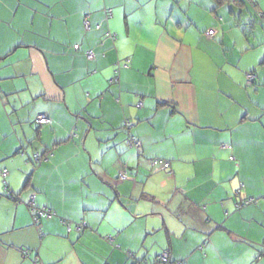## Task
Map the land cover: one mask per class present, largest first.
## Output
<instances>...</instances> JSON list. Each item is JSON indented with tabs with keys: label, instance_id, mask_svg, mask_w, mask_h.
I'll use <instances>...</instances> for the list:
<instances>
[{
	"label": "crops",
	"instance_id": "obj_1",
	"mask_svg": "<svg viewBox=\"0 0 264 264\" xmlns=\"http://www.w3.org/2000/svg\"><path fill=\"white\" fill-rule=\"evenodd\" d=\"M218 1L0 0V264H264V0Z\"/></svg>",
	"mask_w": 264,
	"mask_h": 264
},
{
	"label": "built area",
	"instance_id": "obj_2",
	"mask_svg": "<svg viewBox=\"0 0 264 264\" xmlns=\"http://www.w3.org/2000/svg\"><path fill=\"white\" fill-rule=\"evenodd\" d=\"M83 24H84V27H85L86 30H88L90 28L89 22H88L87 19H84ZM215 33H216V30L214 28H210V29H208L206 31V35L209 36V37H213L215 35ZM107 36L108 37H113V35L110 34V33H107ZM74 49L77 50L78 49V45H74ZM85 56H86V58L88 60H91V59L94 58V53L91 50H87L85 52ZM254 77L255 76L253 74H251V73L247 74L246 83H251V81L253 80ZM139 104H141V103H139ZM49 121H50V119H49V117L46 114H38L36 116V119H35V122L38 125H40V126L43 125V124L48 123ZM139 144H140L139 141H137V139H134L133 136H130L129 137V139H128V145L138 146ZM225 146L226 145L222 144V147H225ZM40 158H41V155L40 154L37 153V154L34 155V159L35 160H39ZM150 164L153 165V166H159L163 170H169V168H170L169 161L164 160V159H157V158L151 159L150 160ZM5 175H6V170H3L2 171V176H5ZM124 178H126V175L124 173H121L120 174V179H124ZM253 201H254L253 198H249L248 200H245V202H249V203H251ZM27 206L29 207V210L33 214L32 217H33V222H34L35 225H37L39 223V220H40L41 217L49 218V217H51L53 215V212L50 209H47V208H44V207L37 208L35 206V201H34V196L33 195L28 200ZM39 233H40V235H43V232L40 231V230H39ZM108 239L110 240L111 237H108ZM27 254L28 253H27L26 250L23 251V255L24 256H26ZM157 260H158V262H162V263H165V264H169V257H168V254L167 253L160 254L157 257ZM33 264H43V263L40 262V260H39L38 257H35Z\"/></svg>",
	"mask_w": 264,
	"mask_h": 264
},
{
	"label": "trees",
	"instance_id": "obj_3",
	"mask_svg": "<svg viewBox=\"0 0 264 264\" xmlns=\"http://www.w3.org/2000/svg\"><path fill=\"white\" fill-rule=\"evenodd\" d=\"M217 1H218V0H217ZM219 1H220V0H219ZM219 1H218V2H219ZM239 1H243V0H239ZM215 34H216V33H215ZM214 36H215V35H214ZM214 36H213V37H214ZM211 38H212V37H211ZM250 73L253 74V75L255 76V73H254V72H250ZM254 78H255V77H254ZM254 78H253V80H254ZM253 80H252V81H253ZM252 81H251V82H252ZM43 125H44V124H43ZM127 125H128V124H127ZM123 127L126 128V125L123 126ZM127 128H128V127H127ZM129 137H130V135L127 137V139H126V143H128V139H129ZM5 170H6V169H5ZM164 171H165V172H169V171H171V170H170V168H169V170H164ZM7 192H8V191H7ZM5 195H6V197H8V198H11V199H15V200H17V199H16V196L12 195V194L9 193V192L6 193ZM35 206H36V205H35ZM36 207H37V206H36ZM37 208H41V207H37ZM28 209H29V207H28ZM52 212H53V211H52ZM29 213H30V215H31V217H32L33 214L31 213L30 210H29ZM53 214H54V213H53ZM51 217H52V216H51ZM41 218H42V217H41ZM41 218H40V219H41ZM32 220H33V217H32ZM39 221H40V220H39ZM33 223H34V222H33ZM36 226H37V230H38V232H39V230L41 231V229L39 228V223H38ZM39 234H40V233H39ZM43 235H44V233H43ZM26 251H27V250H26ZM161 254H162V253H161ZM158 256H159V255H158ZM158 256H157V257H158ZM157 257H156V261H158V260H157ZM169 263H170V262H169Z\"/></svg>",
	"mask_w": 264,
	"mask_h": 264
}]
</instances>
